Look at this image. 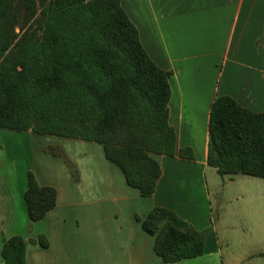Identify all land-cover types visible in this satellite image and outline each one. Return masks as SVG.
Here are the masks:
<instances>
[{"label": "trees", "instance_id": "trees-1", "mask_svg": "<svg viewBox=\"0 0 264 264\" xmlns=\"http://www.w3.org/2000/svg\"><path fill=\"white\" fill-rule=\"evenodd\" d=\"M172 74L153 62L121 0H0V128L100 143L143 197L155 193L161 176L153 155L177 153ZM179 155L194 159L191 148ZM207 163L221 175L264 178V113L215 97ZM25 201L30 219L42 220L55 208L57 190L30 171ZM177 218L157 206L142 221L166 263L204 253L206 232L180 230ZM30 242L49 246L44 235ZM28 244L20 235L7 238L3 264H26Z\"/></svg>", "mask_w": 264, "mask_h": 264}, {"label": "crops", "instance_id": "crops-1", "mask_svg": "<svg viewBox=\"0 0 264 264\" xmlns=\"http://www.w3.org/2000/svg\"><path fill=\"white\" fill-rule=\"evenodd\" d=\"M121 5L153 62L173 73L168 109L177 153L153 155L161 176L155 193L143 197L106 157L102 144L45 140L40 145L45 159L33 172L41 185L56 188L57 204L44 219L32 221L25 201L30 168L17 185L9 171L10 179L0 183V250L7 238L20 235L29 241L26 264H188L199 257L226 264L224 225L211 216L206 184L210 108L215 97L228 95L264 113V0H121ZM26 132L30 144L39 143V135ZM58 146L74 162L76 178L62 156L48 151ZM182 148H191L194 159L181 157ZM157 206L177 214L178 229L206 232L203 255L177 263L162 260L155 237L142 226ZM247 224L230 226L229 238ZM40 235L48 247L30 242Z\"/></svg>", "mask_w": 264, "mask_h": 264}, {"label": "rangeland", "instance_id": "rangeland-1", "mask_svg": "<svg viewBox=\"0 0 264 264\" xmlns=\"http://www.w3.org/2000/svg\"><path fill=\"white\" fill-rule=\"evenodd\" d=\"M28 133L0 128L1 184H5L6 180L10 179L7 176L9 171H13L14 175L9 174L17 185L21 175L28 168L32 172L36 170L45 159L40 149L41 143L45 140L64 139L59 136L39 135L37 136L40 139L39 143L30 144L26 140L27 135L31 137ZM52 148L59 149V146ZM62 159L66 164V159L72 161L66 155L62 156ZM206 182L212 207L211 216L216 222L218 219L221 220L219 226L224 225L226 236L230 226L238 225L240 222L248 223L245 226L247 230L243 231L242 228L236 230V233L230 238L228 235L227 239L226 236L220 237L225 263L229 264L231 260L232 264H264V178L248 175H237L232 178L229 175L219 174L215 167L209 166ZM222 231L223 229L219 228V234L222 235ZM186 263L221 264L222 259L199 257L187 260ZM0 264H3L1 256Z\"/></svg>", "mask_w": 264, "mask_h": 264}]
</instances>
